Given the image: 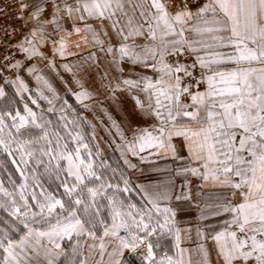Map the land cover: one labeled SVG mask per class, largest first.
Returning a JSON list of instances; mask_svg holds the SVG:
<instances>
[{
    "label": "snow or ice",
    "instance_id": "6c2138e0",
    "mask_svg": "<svg viewBox=\"0 0 264 264\" xmlns=\"http://www.w3.org/2000/svg\"><path fill=\"white\" fill-rule=\"evenodd\" d=\"M13 18L0 264H264V0H3ZM141 165L167 173L163 187L137 182Z\"/></svg>",
    "mask_w": 264,
    "mask_h": 264
},
{
    "label": "crops",
    "instance_id": "0c3cea01",
    "mask_svg": "<svg viewBox=\"0 0 264 264\" xmlns=\"http://www.w3.org/2000/svg\"><path fill=\"white\" fill-rule=\"evenodd\" d=\"M26 79H27L28 83L30 84V86L34 88L35 83L31 79V77H26ZM0 85H3V81L0 82ZM56 87L58 88V90H60L61 94H64L63 86L58 81L56 82ZM5 88H6L7 94L10 92L15 94V90L11 86H5ZM68 98H69L70 103L73 104V106L80 112L81 115L87 116V118L89 120H91L93 123H95L97 125V130H96L97 140L99 141V143L104 145V148H105L104 152L117 154L119 157V161L121 163V166L123 167V161L120 158L119 152L115 150L114 145H111L109 143L110 137H108L107 134L105 133V131L103 130V128L100 127L99 120H96L91 113H88L85 110H83L78 104L75 103L74 99H72L71 97H68ZM17 99L19 101L18 97H17ZM19 103L22 105V103L20 101H19ZM41 103L44 104V102H41ZM44 106L47 107V105H44ZM101 118H103V117H101ZM104 122H105V124H107L106 120ZM88 130H89V133L91 135V129L89 127H88ZM171 163L172 162L170 160H161V161H159V166L162 168L165 166H170ZM141 167H144L148 171L144 175H139V174L134 175V179H136L137 182L152 183V184L161 183V186L163 187L162 182L164 180H166L167 173L152 171L151 170L152 166H149V165H141ZM177 183H179V180H177ZM195 183L196 182L194 181V186H195ZM205 191H210V189H205ZM138 198H139V196H138ZM195 217H196V212L194 210H191V211H184V212L179 213L177 219L180 222V226L183 228V227L194 226ZM162 245H163V250L168 251L169 254H172L174 252L173 241L171 240V238H165L162 241ZM184 246L187 247L190 245L185 244ZM127 264H136V261L132 256H128Z\"/></svg>",
    "mask_w": 264,
    "mask_h": 264
},
{
    "label": "rangeland",
    "instance_id": "374dc122",
    "mask_svg": "<svg viewBox=\"0 0 264 264\" xmlns=\"http://www.w3.org/2000/svg\"><path fill=\"white\" fill-rule=\"evenodd\" d=\"M8 98H10V99H13V100H15L16 101V106L17 107H20L21 109H22V105L19 103V101H18V99H17V97L15 96V94H13V93H8ZM0 103H3V102H0ZM30 103V102H29ZM34 107V106H33ZM45 107V106H44ZM53 119H55L54 117H52ZM83 132H84V134H85V136L86 137H89L90 138V133H89V130H88V127H87V125H84L83 126ZM100 148H101V150H102V152H103V156H102V159L103 160H106L109 164H111L113 167H122L121 166V163H120V161H119V157H118V155L117 154H115V153H106V152H104V145H102L101 143H100ZM9 167L11 168V166L9 165ZM12 171L14 172V169H12ZM133 198H134V200L136 201V202H139V198H138V196L137 195H135V194H133ZM134 259H135V261H136V264H139V261L135 258V257H133Z\"/></svg>",
    "mask_w": 264,
    "mask_h": 264
},
{
    "label": "built area",
    "instance_id": "2783aa9c",
    "mask_svg": "<svg viewBox=\"0 0 264 264\" xmlns=\"http://www.w3.org/2000/svg\"><path fill=\"white\" fill-rule=\"evenodd\" d=\"M3 2V0H0V3H2ZM201 2H202V0H201ZM14 22V18H13V20L12 21H6V20H4V19H0V24H3V23H13ZM3 80H0V82H2Z\"/></svg>",
    "mask_w": 264,
    "mask_h": 264
},
{
    "label": "trees",
    "instance_id": "16d2710c",
    "mask_svg": "<svg viewBox=\"0 0 264 264\" xmlns=\"http://www.w3.org/2000/svg\"><path fill=\"white\" fill-rule=\"evenodd\" d=\"M78 111V110H77ZM79 112V111H78ZM80 113V112H79Z\"/></svg>",
    "mask_w": 264,
    "mask_h": 264
}]
</instances>
